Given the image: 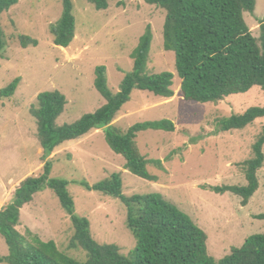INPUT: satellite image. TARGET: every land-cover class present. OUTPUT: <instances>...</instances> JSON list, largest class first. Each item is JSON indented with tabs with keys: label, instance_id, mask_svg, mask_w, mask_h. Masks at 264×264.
I'll list each match as a JSON object with an SVG mask.
<instances>
[{
	"label": "rangeland",
	"instance_id": "rangeland-1",
	"mask_svg": "<svg viewBox=\"0 0 264 264\" xmlns=\"http://www.w3.org/2000/svg\"><path fill=\"white\" fill-rule=\"evenodd\" d=\"M107 9H97L89 0H73L76 18L75 39L68 47L54 43L50 28L62 15L61 0H19L3 12L0 24L6 42L0 57V91L20 77L11 97L0 99V209L11 202L19 184L43 170L42 147L37 123L30 113L40 92L58 89L67 99L59 125L73 123L95 112L106 99L95 85L96 67L105 65L109 87L117 92L133 68V50L148 24L153 42L148 62L150 73L175 74L172 98L136 89L117 114L113 124L126 131L137 122L171 119L175 131L147 129L136 142L147 159H160L161 169L150 162L147 169L156 181L142 178L125 168L126 160L107 143L105 129L58 146L52 159L51 176L69 181L76 213L87 217L91 233L100 243H116L129 256L136 238L126 224L127 210L118 198L86 189L83 180L93 184L114 172H122L123 192H159L174 202L207 233L211 256L220 259L241 246L248 236L264 233V164L258 171L260 186L247 205L233 192L217 193L212 186L246 185L244 162L254 156L253 145L264 130V117L244 129L219 130L221 118L243 113L251 106H264V90L232 94L219 102L185 100L181 78L175 67V53L164 48L163 27L166 10L144 0H108ZM254 36L260 35L264 0H256L253 12L244 13ZM38 40L23 47L19 35ZM264 151V148H263ZM27 235L30 230L42 240H54L59 249L83 259L85 252L69 249L74 229L70 216L50 188L36 193L24 205L16 227ZM9 253L0 234V255ZM4 264V263H0Z\"/></svg>",
	"mask_w": 264,
	"mask_h": 264
},
{
	"label": "trees",
	"instance_id": "trees-1",
	"mask_svg": "<svg viewBox=\"0 0 264 264\" xmlns=\"http://www.w3.org/2000/svg\"><path fill=\"white\" fill-rule=\"evenodd\" d=\"M62 1V15L50 31L54 43L68 47L76 35V18L73 0ZM166 10L163 27L164 48L175 53V67L181 78V93L185 100L219 102L232 94L245 93L254 86L264 90V17L260 22V35L256 37L248 26L244 13L253 12L256 0H144ZM19 0H0V18L3 12ZM97 9H107L108 0H89ZM125 0H119L123 5ZM153 29L147 25L137 47L132 52L133 68L125 74L120 89H110L107 67H96L95 85L106 102L95 112L84 114L73 123L59 125L57 119L64 112L67 99L58 89L40 92L37 105L30 113L37 123V137L45 161L39 175L26 177L16 188L13 200L0 209V234L9 248L7 255H0L4 264H264V233L247 237L241 246L220 259L211 256L207 248V233L179 208L159 192H123L122 172H114L93 184L83 180L82 185L124 203L126 224L136 238V247L129 256L121 252L116 243H100L91 233L87 217L76 213L69 181L51 176L52 159L48 157L66 141L78 139L93 129H105L109 146L125 160V168L132 173L156 181L150 173V162L161 169L160 159H147L138 148L136 138L147 129L175 131L171 119L137 122L126 131L113 121L123 106L131 100L134 90H148L156 95L172 98L175 74L171 71L150 73L148 62L153 42ZM23 47L37 45L38 40L29 35H19ZM6 42L0 24V57ZM20 77L0 91V99L15 94ZM264 117V106H251L243 113L221 118L219 130L228 132L244 129L258 118ZM264 130L253 145L254 156L245 164L246 185L212 186L217 193L233 192L242 197V204L259 189L258 171L264 164ZM50 188L59 198L61 206L70 216L74 229L69 249L85 252L83 259L59 249L54 240L44 241L27 230V235L16 227L21 208L31 202L34 195ZM264 219V215L260 217Z\"/></svg>",
	"mask_w": 264,
	"mask_h": 264
}]
</instances>
